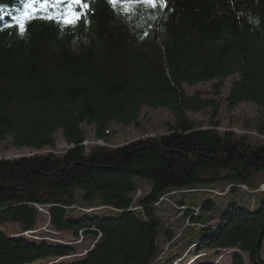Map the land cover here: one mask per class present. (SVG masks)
Here are the masks:
<instances>
[{"label":"trees","instance_id":"16d2710c","mask_svg":"<svg viewBox=\"0 0 264 264\" xmlns=\"http://www.w3.org/2000/svg\"><path fill=\"white\" fill-rule=\"evenodd\" d=\"M76 14L74 25L65 22ZM0 17V141L53 148L61 130L71 144L60 155L0 158V264H152L161 251L154 204L162 195L216 181L245 184L264 171V138L253 145L247 134L194 121L188 111L217 117L220 105L183 88L215 79L218 94L235 76L228 106L251 102L264 117V0H0ZM143 106L167 108L174 122L160 135L85 150L82 123L104 140L111 124L137 123ZM137 177L151 185L133 200ZM76 203L120 211L67 216ZM34 204L47 207L56 229L100 236L79 258L54 262L74 247L1 229L7 222L33 228L40 213ZM263 236L264 196L252 208L230 200L202 228L196 248L234 247L249 264H264ZM231 260L244 264L239 253Z\"/></svg>","mask_w":264,"mask_h":264},{"label":"rangeland","instance_id":"374dc122","mask_svg":"<svg viewBox=\"0 0 264 264\" xmlns=\"http://www.w3.org/2000/svg\"><path fill=\"white\" fill-rule=\"evenodd\" d=\"M234 78L235 76H230L224 79V86L218 94H215V79L194 84H184L183 88L188 94L200 91L203 96L216 98L220 105L217 117L212 116L209 109L197 112L188 111L187 114L191 119L200 122L203 126L217 124L219 131L231 130L238 135L247 134L248 142L257 145L264 138V117L257 106L251 102H239L234 106H228L226 96L230 83ZM173 122V114L167 108L143 106L137 123L126 125L111 124L104 140L93 135L92 124L82 123L81 127L86 135L82 144L86 151L94 144L117 146L139 137L160 135L166 132L168 125ZM55 138L56 143L53 148L45 147L35 150L29 147H15L10 143V138L7 137L0 141V158L48 152L60 155L71 146L64 140L61 130L56 132ZM135 181L138 188L133 195V200H137L146 193L151 185L149 178L137 177ZM189 190L191 191H188V193L185 190H171L162 195L159 202L154 204V212L162 222V229L159 237L161 251L152 261V264H232L231 257L234 253L241 254L244 258V264H249L246 255L237 248L197 249L196 244L202 228L205 226L210 227L214 224L228 201L236 200L241 205L251 208L259 205L264 196V171L257 170L253 172L245 181V184H227L224 181H216L205 186L191 187ZM180 200H183V204L179 203ZM207 200L213 202L212 209H201L202 204ZM192 204L196 207H193ZM34 205L40 213L33 228L20 230L17 223L7 222L1 226V229L9 235H22V237L35 242L74 247V253L64 256L63 260L66 261L79 258L92 247L98 239L97 237L100 236L83 235L81 230H79L78 236H74L72 231L58 230L50 223V214L47 207L44 208L38 204ZM94 210L107 215H116L120 211L114 207L101 205L89 208L76 203L66 207V215L80 217L85 213L94 212ZM203 216L207 218L206 223L198 220ZM260 254L264 258V236ZM46 263L45 261H37L35 264Z\"/></svg>","mask_w":264,"mask_h":264},{"label":"snow or ice","instance_id":"6c2138e0","mask_svg":"<svg viewBox=\"0 0 264 264\" xmlns=\"http://www.w3.org/2000/svg\"><path fill=\"white\" fill-rule=\"evenodd\" d=\"M61 2H63V0H61ZM71 2L79 4V3H81V0H71ZM116 2H117V0H110V3H114L115 4ZM120 2L134 3V2H136V0H120ZM148 2L153 4V5H155L156 3H160L161 6H163L165 0H148ZM32 3H35V0H32ZM28 6L31 7V4H29ZM79 18H80L79 15L76 14V15L73 16V18L66 19L65 22L68 23V24L74 25ZM0 19H2V17H0ZM13 19L15 20L17 18L14 17ZM29 19H31L30 16H29ZM9 26H11V25H9ZM17 26H19V25H17Z\"/></svg>","mask_w":264,"mask_h":264},{"label":"bare ground","instance_id":"6f19581e","mask_svg":"<svg viewBox=\"0 0 264 264\" xmlns=\"http://www.w3.org/2000/svg\"><path fill=\"white\" fill-rule=\"evenodd\" d=\"M193 207H196L195 205H193ZM90 208V207H89ZM59 230V229H58ZM62 259H64L63 257H58V258H55V259H53L52 261H58V260H62ZM45 262H47L46 264H49V263H51L50 262V260H47V261H45Z\"/></svg>","mask_w":264,"mask_h":264}]
</instances>
